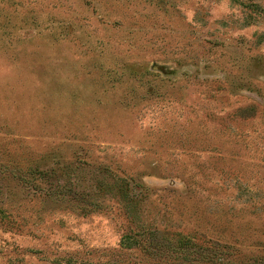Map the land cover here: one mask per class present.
<instances>
[{
	"label": "rangeland",
	"instance_id": "rangeland-1",
	"mask_svg": "<svg viewBox=\"0 0 264 264\" xmlns=\"http://www.w3.org/2000/svg\"><path fill=\"white\" fill-rule=\"evenodd\" d=\"M188 246L264 264V0H0V264Z\"/></svg>",
	"mask_w": 264,
	"mask_h": 264
},
{
	"label": "trees",
	"instance_id": "trees-1",
	"mask_svg": "<svg viewBox=\"0 0 264 264\" xmlns=\"http://www.w3.org/2000/svg\"><path fill=\"white\" fill-rule=\"evenodd\" d=\"M149 248L162 249L164 247H162V243L154 242L146 245V249ZM196 254L200 255V257H207V261L209 262V264H235L234 262H232L231 259H229L230 252L227 251L219 252L217 250L200 252V251L191 250L189 246H188V264H191V261L196 259ZM183 258L187 259V254H185Z\"/></svg>",
	"mask_w": 264,
	"mask_h": 264
}]
</instances>
